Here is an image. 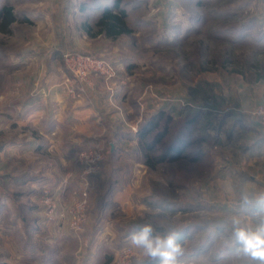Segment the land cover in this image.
<instances>
[{
  "label": "rangeland",
  "instance_id": "1",
  "mask_svg": "<svg viewBox=\"0 0 264 264\" xmlns=\"http://www.w3.org/2000/svg\"><path fill=\"white\" fill-rule=\"evenodd\" d=\"M113 2L0 0L17 18L0 32V117L45 98L96 103L106 136L69 157L35 141L11 156L27 128L0 124V264H119L124 249L146 264L128 238L154 208L173 213L191 264H213L241 188L264 191V1L121 0L130 32L107 37L95 24ZM66 53L115 74L76 82Z\"/></svg>",
  "mask_w": 264,
  "mask_h": 264
},
{
  "label": "clouds",
  "instance_id": "2",
  "mask_svg": "<svg viewBox=\"0 0 264 264\" xmlns=\"http://www.w3.org/2000/svg\"><path fill=\"white\" fill-rule=\"evenodd\" d=\"M239 208L231 216L229 234L221 230L217 238L219 251L213 264H264V191L242 187ZM172 219L173 213L163 208L151 209L146 222L130 234V247L146 264H191L186 241Z\"/></svg>",
  "mask_w": 264,
  "mask_h": 264
},
{
  "label": "crops",
  "instance_id": "3",
  "mask_svg": "<svg viewBox=\"0 0 264 264\" xmlns=\"http://www.w3.org/2000/svg\"><path fill=\"white\" fill-rule=\"evenodd\" d=\"M52 93H56L55 90ZM50 99L45 98V103H12L11 110L15 112L16 119L9 121L0 117L4 129L13 131L21 130L20 127L27 128L23 134L25 139L22 138L20 143L13 142L10 146L8 152L11 156L26 151L34 155V141L42 144V151L56 150L69 157L71 151L83 146L82 143L105 140L101 118L92 106L96 103L72 102L68 98L61 103H47L46 100ZM4 149L0 147V154H3ZM73 168L67 167L64 170L76 173Z\"/></svg>",
  "mask_w": 264,
  "mask_h": 264
},
{
  "label": "built area",
  "instance_id": "4",
  "mask_svg": "<svg viewBox=\"0 0 264 264\" xmlns=\"http://www.w3.org/2000/svg\"><path fill=\"white\" fill-rule=\"evenodd\" d=\"M264 1V0H262ZM63 62L66 69L72 75V79L76 82L82 83L86 82L91 75H100L105 78H113L115 72L114 67L111 66L103 59H98L92 56L76 54V53H66L63 55ZM70 82L69 79H66ZM70 93H73V86L70 84L68 88ZM259 115L264 116V110L260 109L258 111ZM81 156L88 162L95 163L99 161L100 155L91 152H82ZM85 203V202H84ZM83 204L80 203L75 210L76 220L72 223L74 226L79 227L85 220L82 214ZM130 250L124 249L120 254L119 264H128L127 260L129 258Z\"/></svg>",
  "mask_w": 264,
  "mask_h": 264
},
{
  "label": "trees",
  "instance_id": "5",
  "mask_svg": "<svg viewBox=\"0 0 264 264\" xmlns=\"http://www.w3.org/2000/svg\"><path fill=\"white\" fill-rule=\"evenodd\" d=\"M121 0H114L110 7H106L103 9L100 17L96 21L95 26L98 28L99 33L105 34L107 37H117L121 34L129 33L130 30L127 28L125 23V12L120 8ZM17 20L16 15L13 13L10 7H3L0 10V32L8 33L10 30V26ZM147 129H143L139 132V139H143L146 136ZM150 130H153L151 127ZM180 147L181 142H180ZM147 148L151 150V146L147 145ZM177 152L178 148L175 149ZM146 162L147 158H146Z\"/></svg>",
  "mask_w": 264,
  "mask_h": 264
}]
</instances>
